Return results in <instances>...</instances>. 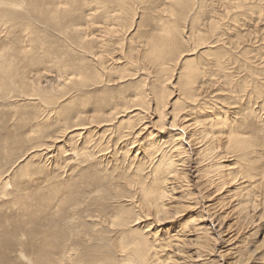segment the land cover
<instances>
[{
  "label": "rangeland",
  "instance_id": "rangeland-1",
  "mask_svg": "<svg viewBox=\"0 0 264 264\" xmlns=\"http://www.w3.org/2000/svg\"><path fill=\"white\" fill-rule=\"evenodd\" d=\"M26 1L16 11L0 7V60L3 54L8 62L3 69L12 71L0 74V81L26 79L55 94L65 84L58 58L64 36L47 28L34 11L37 4ZM152 1L146 9L136 0L129 21L106 26L117 30L118 40L106 54L98 53L106 69L97 55L93 60L94 75L112 73L108 89L78 88L59 100L65 104L81 94L89 99V91V111L97 96L122 93L121 103L144 92L143 107L102 124L68 128L46 151L29 149L30 139L38 121L47 118L49 131H60L51 107L42 106L39 97L0 99V152L22 141L21 149L0 158L4 179L12 180L5 194L0 188V264H144L129 251L138 233L147 243L145 264H264V0H195L182 18L188 5ZM65 4L55 8L59 21L82 14L73 30L77 37L79 31L87 34L94 51L100 41L113 39L98 21L104 15L90 24L99 10L64 15ZM175 28L182 33V50L164 63L147 60L150 38ZM35 31L40 43L31 42ZM46 50L57 54L46 59ZM189 68L197 71L190 100L179 84L181 69ZM155 92L164 102L158 103ZM114 105L103 106L105 116ZM238 142L242 145L235 148ZM73 148H83L84 156ZM24 163L29 171L19 177ZM22 182L25 192L48 199L41 200L47 207L37 212V221L48 217L50 227L42 223L38 235L31 223H21L26 208L15 197L24 194Z\"/></svg>",
  "mask_w": 264,
  "mask_h": 264
},
{
  "label": "bare ground",
  "instance_id": "bare-ground-1",
  "mask_svg": "<svg viewBox=\"0 0 264 264\" xmlns=\"http://www.w3.org/2000/svg\"><path fill=\"white\" fill-rule=\"evenodd\" d=\"M25 1L26 0H16L15 2L6 3L5 0H0V7L1 6L2 7L8 6L11 9L10 11H16L17 9H19L21 7L22 3H24ZM79 1H81V7H80ZM135 1L136 0H53L50 3L48 2V0L47 1L46 0H27L26 1V2L31 3V4H32V2L37 4L36 10H34V11L37 13L38 19L41 20L45 25H47V28H48V26H50L54 31H56L59 34H61L62 36H64L63 37L64 40H62V44H63L62 46L63 47H61V49H60L61 52H59L60 56L58 55V58L61 59V67L63 69H65L62 71V73H60V77H59L60 79H63L65 84L64 85H61V84L58 85L57 84L59 90L55 94L49 93V91H45L41 87H37L35 85L33 86L32 83L26 84V82H25L26 79L12 80L9 82L0 81V99H3L4 97L9 96V94H12V96H10V97L31 96L32 98H35V99H37L39 97L40 104L42 106H44L45 108L51 107L50 111L54 112V114H55L54 118L56 119V121H58L59 123L62 124L60 131L59 130L49 131L50 125L47 124L50 121L49 118H47V120L45 121L46 123L44 122V120H42V122L38 121V123L35 125L34 131L32 129V134H34V136L31 137L30 141L34 142V143L32 144V146L29 149H33L36 147H44V150L48 151V150H50V148L52 147V145L54 143L61 142V139L65 135V132L68 128L76 127V126L82 127V125L84 126L86 124H93V123L102 124L103 122H106V121H110V120L112 121L113 118H116L119 114H121V113L126 114L127 111L131 107L140 106V105L142 106L144 104H147L146 99H145L146 94L144 92H142V93L138 92L137 96L134 95V99L132 101L127 100V101L121 102V103H119V101L125 100L122 93H117L116 97L114 96L113 93H110L109 96H106V94H103V95H101V97L97 96L95 98L97 101L96 102L94 101L93 110H89V111H91V114L87 115L88 114L87 113L88 110H86L87 104H88L89 99H91V96L93 95L89 91L87 92V94H85L87 97H90L89 99L83 98L82 94H81V96L76 95L79 98H76L75 96H70L68 102H66L65 104L62 102H59V100L62 99L63 97H65V95L69 94L71 90H76L77 92H79L78 88H80L81 91L83 89H88V88L90 89V87H93V88L104 87L103 89H105V88L108 89L107 84H108V82L112 81V73L109 74V76H108V74H96V75H94L97 72V70H95V64H94L93 58H95L97 55V58H99L98 61L100 62L99 67L102 70L106 69L104 67L105 62H103V60L98 56V53L99 54H106V52H107L106 47H108L109 44L111 45L113 41L117 42L116 40H118V37H119V35L117 36V34H118L117 30L112 31L111 28L109 29V27L107 28L106 26H109L110 23L112 24V22H114L116 25L117 24L120 25L122 23H126V20L129 21L130 19L128 20V17H129L128 14L131 12L130 11V9H132L131 5ZM138 1L140 2V4L144 3L146 5V7H145L146 9L147 8L150 9L151 5L154 3L152 0H138ZM176 2H177V4H176L177 6L182 5L184 7V9H185V5L186 6L188 5V7L186 8L187 11L182 10V14L179 13L180 15H178V16H180V18L185 17L186 16V15H184L185 12L192 10L191 8H193V6L195 4V0H176ZM63 4H65V5L68 4V8H66L65 6L63 7L64 15H71L72 12H78L81 8H83L85 11H89L91 13L99 10L101 13H99V14L95 13L94 14V16H96V18H94V16L89 17V19L91 18L90 24L94 25V21H97L98 15H104V18L101 19V20H103V22L102 21L100 22V20H98V21H99V23L102 24V27H104L103 31L106 34L112 35L114 40L111 37L110 38L111 40L108 42L100 41L101 44L98 45V46H100V48L96 49L94 51V49H95L94 44L89 43V40H87L88 38H86L88 35L86 34V37L81 36L80 31H79V34L77 37L78 31L73 30L74 29L73 25L79 24V22L81 21L80 17H82V14H81V16H79L77 18H70L69 20H67L66 23H61L59 21V13L56 12L55 8H57V6H58V8L61 9V6H63ZM134 14L135 13H133V15ZM194 19L196 20V18H194ZM194 19L192 21V23L194 22V24H192L193 28H194L195 23H196V21ZM143 23L144 22H142V24ZM105 29H106V31H105ZM177 30H178V28H175L172 30H166V31L163 29V31L161 30L163 33H161V34L159 33L158 35L153 34L154 36L152 38H150V40H149L150 42L146 43L144 57H146V59L149 60L151 63H158V61H161V63H162L164 61V59H165V61L166 60L168 61V60H172L173 58H175V56H174L176 54L175 52L177 50L180 51L183 48L182 47V39H181L182 36L180 35L182 33H179L180 31L179 30L177 31ZM176 32H178V34H176ZM37 34H39V32H37V31L31 33V37L34 36V38H36V39H33V41H31L32 43L40 41L41 37L38 38L39 36ZM89 34H91V33H89ZM178 35H179V38L181 40H179V38L178 39L176 38V36L178 37ZM44 39H46V38H44ZM56 54L55 53L50 54L49 52H47V50L44 51V53H43V55L46 56V59H49V58L53 59L52 56L53 55L55 56ZM5 62H7L6 58L2 54V57L0 60V70H1L0 74L1 75L5 74V73H11L12 72L11 66L10 67L8 66L9 68L7 67L6 69H3L6 67V66L2 67L3 63H5ZM7 64H8V62H7ZM57 64H59V61H57ZM57 64H55V65H57ZM156 65H158V64H156ZM187 65H188V62L184 63L183 68L186 67ZM162 71H166V70H162ZM181 71L182 72H181L180 79L182 80V82L179 84H180V87L182 88L184 96L190 100L193 98V95H194L193 93H195L193 86H194V83L196 80V75H197L196 72L197 71L195 70V68L181 69ZM63 72H64V75H63ZM91 74H93V75H91ZM71 75L75 76V80H73ZM77 77H79V78H77ZM107 77H108V79H107ZM27 82H28V79H27ZM9 83H11V84H9ZM28 84H29V87H28ZM67 84H68V86H67ZM97 91L98 90H96V92ZM155 91H157V90L155 89ZM60 93L62 95H60ZM33 94H35V95H33ZM155 94H158V92H155ZM57 95H60V96L56 97ZM164 99L165 98H164L163 94L161 93L159 95V98H158V103L164 102ZM131 102H132V104H131ZM112 103H114L116 105H114V107H111L109 109L110 113H108L105 116L106 111L103 109V106L110 105ZM163 107H164V105H161V107L159 105V109H162ZM159 112H160V110H159ZM109 118H111V119L108 120ZM85 120H87L88 122L86 121L87 122L86 123ZM121 122H123V121H121ZM102 128H104V127L102 126ZM71 133H73V132H71ZM90 134H91V132H90ZM86 135H88V134H86ZM50 138L54 139L53 143H51V144L48 143V139H50ZM68 138H70L69 135H68ZM21 143H22V141L20 140V141H17L16 143H14V145H16L17 147L20 146V149H21V147H22ZM240 145H242V143L238 142L237 144L234 145V147L238 148V147H240ZM17 147L14 146L12 149L5 151L4 154H2V152H0V158H2V156H7V157H9V155L11 156V154L14 152L15 148H17ZM61 150L63 152V150H65V149L62 148ZM93 150H95V149H93ZM67 151L65 150L64 152L66 153ZM86 151L90 152L88 150H86ZM99 151H100V149H99ZM73 152L76 155L79 153H85L83 148L81 150H75L73 148ZM78 156H81V155L79 154ZM82 156H84V154ZM29 160H32V159L30 158ZM27 162H28V164L30 163L29 161H27ZM28 164L24 165L25 166L23 168L24 170L23 169H22L23 171L21 170L19 177L24 176L27 173V171H29L28 168L30 166ZM2 166H4V165L0 164V188L2 190H4L3 193L5 194L6 186H10L12 180L9 178L4 179V174L7 172V169H5V171L3 172ZM7 179H9V180H7ZM16 180H18V179H16ZM22 183H24V182H22ZM25 184L26 183H24V185H21V188L19 185V189L23 190L22 192H24V194H22L20 197H15V199L18 200L17 203L26 208V212L23 215L26 217V220H25V218L22 219V221L24 220L25 222L23 221L21 223L22 224L23 223H31L34 226V228L31 230L32 233L34 231V233L38 235L40 233V231H39V233H37V228H39V230H40V225L42 223H45L47 227L48 226L50 227V222H48V220H47L48 217L47 218L41 217V219L40 220L38 219V221H37V218H39L37 216V212H40V210L47 205L46 203L42 202L41 200L45 201L48 199H46V198L41 199L38 195L39 193L37 192V194H36L35 191L33 193L25 192L24 191V190H26ZM15 187L18 188L17 186H15ZM16 190L19 191L18 189H16ZM147 195H148V192L145 195V197ZM145 197H144V199L146 200ZM43 204H45V206ZM19 225H21V224H19ZM32 233H31V235H32ZM44 234L46 235V237L49 235V234L47 235L46 233H44ZM138 234H136V236L134 235L136 237V238L134 237L135 240H133V241L131 240L132 241L131 242V248L129 251H130L131 255H133L136 259H138L139 261H141L142 263L145 264V262L147 261V259H146L147 243H145L144 240L141 237H139ZM131 235H132V233H131ZM46 237L42 241L38 242V246H39L38 247V254L41 253L40 252L42 249L41 247L45 246V244H46V241H45ZM39 248H41V249H39ZM47 248H51V247H47ZM98 249L99 248H97V250ZM24 257H26V259H28L30 261V258L28 256H24ZM38 258H40V255ZM26 259H24V260H26ZM35 264H36V261H35Z\"/></svg>",
  "mask_w": 264,
  "mask_h": 264
}]
</instances>
